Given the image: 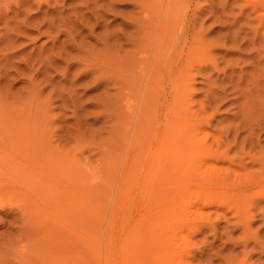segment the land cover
<instances>
[{"label": "rangeland", "instance_id": "1", "mask_svg": "<svg viewBox=\"0 0 264 264\" xmlns=\"http://www.w3.org/2000/svg\"><path fill=\"white\" fill-rule=\"evenodd\" d=\"M2 1L0 6L4 5ZM258 1L200 0L198 4L204 10V35L219 45L218 69L224 72L213 74V78L232 80V87L225 84L227 103L211 120L210 132L218 135L219 130L232 123L236 112L233 103L244 100L239 93L244 91L252 112L250 121L259 124L256 138L259 136L264 146V78L258 79L257 86H250L249 82L251 77L264 73V9H254ZM191 4L195 6L196 0H191ZM15 7L9 5L7 16L0 20V264H82L80 253L73 246L77 235L86 233L82 226L84 207L88 210L86 234L92 243L90 264H126L123 246L128 227L144 216L148 219L158 209L146 208L139 199L138 186L131 187L134 183L127 182L135 172L123 151L127 143L121 134L124 119L120 117L119 104L136 75L126 65L117 71L98 62L103 83L92 82L91 77L82 79L79 74L80 81L71 87L75 69L66 82L62 75L66 66L73 63V55L60 53L62 61H47L46 57H50L53 43L57 47L54 54L58 48L71 51L66 48L69 39L65 36L70 31L74 32L72 36L80 35L85 48L99 54L102 45L96 40L98 37L110 34L113 38L118 31H130L126 25L134 15L133 0H54L40 10L31 3L25 7L29 16L41 21L46 12L50 14L46 17L53 24L40 29L44 32L47 25H53L49 38L18 29L16 23L20 25L17 21L25 15L16 19ZM5 27L14 31L9 38L3 37ZM59 30L58 40H52ZM255 37L257 40L252 43ZM123 49L131 52L133 47L126 45ZM205 90L203 78L197 77L193 99H203ZM37 136L41 138L38 143L44 145L37 149L50 148L67 161L62 174L67 178L66 185L77 181L79 186L87 187L86 198L74 197L62 205L60 224L72 233V248L61 247L59 238L44 230L45 238L34 237L35 229L27 223V214L21 208L28 192L19 185L24 168L19 166L20 154L14 150L32 145ZM245 136L241 132L239 141ZM239 164L236 162L233 169L240 171ZM242 164L262 175L249 158H244ZM81 178L82 184L78 181ZM28 190L32 206L42 205L49 198L35 181ZM51 191L52 196L59 194ZM249 195L255 206L241 220L229 208L231 205L200 206V216L188 221L191 230L178 235L174 243L178 245L181 264H264V182ZM146 209L152 212L148 214Z\"/></svg>", "mask_w": 264, "mask_h": 264}, {"label": "bare ground", "instance_id": "2", "mask_svg": "<svg viewBox=\"0 0 264 264\" xmlns=\"http://www.w3.org/2000/svg\"><path fill=\"white\" fill-rule=\"evenodd\" d=\"M199 1L196 0L192 7L191 0H133L134 15L126 25L130 31H118L113 38L110 34L98 37L96 40L102 45L99 54L85 48L80 35L72 36L74 32L70 31L65 36L69 39L66 48L71 51H60L58 48V53L54 54L53 50L57 47L53 43L50 57H46L47 61L50 58L62 61L60 53L73 55V63L66 66L62 75L65 81L75 69L69 84L71 87L80 81L79 74L82 79L91 77L92 82L103 83L98 62L111 65L117 71L124 70L126 65L136 75L119 104L120 117L124 119L121 134L127 143L123 151L125 158L133 163L131 171L135 172L130 178L132 181L127 182L134 183L131 187L138 186L139 199L146 208L158 209L152 212L151 208L148 219L144 216L128 227L123 246L126 264H181L178 245L174 243L178 235L191 230L188 221L200 216V206L231 205L229 208L241 220L249 215L250 207L255 206L253 200H249L250 192L264 182V146L259 142L258 135L256 138L259 124L250 121L252 112L247 98H244L247 95L244 91H239L244 100L232 104L236 109L232 123L219 130L220 135L210 132L211 120L227 103L225 95L228 89L225 84L230 86L232 80L231 77L213 78V74L224 70L218 69V42L208 40L204 35V10ZM2 2L0 20L1 16H7L9 5H15L14 17L17 19L25 15L17 21L20 22V25L16 23L18 29L51 37L53 25H47L44 32L40 30L45 24H53L46 17L50 14L46 12L44 18L38 21L27 14L25 7H30L32 3L40 10L42 6L49 7L54 0ZM256 4L254 9H264V0ZM5 24L9 25V22ZM13 32L5 27L3 37L9 38ZM60 33V30L57 31L52 40L57 41ZM256 40L255 37L251 42ZM126 45L133 50L124 51L123 46ZM259 67L261 63L257 65ZM256 76L249 79L250 86L259 85L258 79L264 78V73ZM197 77L203 78L206 90L203 99L195 101ZM241 132L246 136L239 141ZM39 139L40 136L32 139V145L27 144L21 151L14 150L20 154L19 166L24 168L19 185L28 192L21 208L25 209L27 223L35 229L34 237L45 238L44 230L54 233L61 247L72 248L73 241L70 240L73 235L60 224L62 205L74 200V197L86 198L87 187L79 186L77 181L66 185L67 178L62 174L66 171L63 167L68 164L67 161L61 160V156L50 148L37 149V146H44L38 143ZM252 154L259 157L255 158ZM243 157L249 158L262 175L251 172V167L243 165ZM236 162L240 163V171L233 169ZM24 180L25 184L22 183ZM34 181L49 196L44 204L38 206H32L34 202L28 190ZM78 181L82 184V178ZM128 189L126 196L129 195ZM51 190L59 194L52 196ZM80 191L81 196L78 195ZM130 192H133L132 188ZM37 207L40 209L38 212ZM82 211L85 215L82 226L87 233L88 210L84 207ZM86 233L77 235L73 246V250L80 253L82 264H90L92 255V243Z\"/></svg>", "mask_w": 264, "mask_h": 264}]
</instances>
